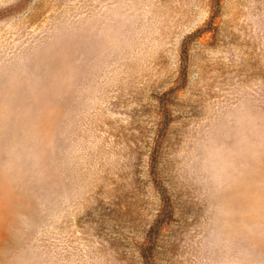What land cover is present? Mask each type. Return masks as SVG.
I'll list each match as a JSON object with an SVG mask.
<instances>
[{"label":"rangeland","instance_id":"374dc122","mask_svg":"<svg viewBox=\"0 0 264 264\" xmlns=\"http://www.w3.org/2000/svg\"><path fill=\"white\" fill-rule=\"evenodd\" d=\"M146 259L264 264V0H0V264Z\"/></svg>","mask_w":264,"mask_h":264},{"label":"trees","instance_id":"16d2710c","mask_svg":"<svg viewBox=\"0 0 264 264\" xmlns=\"http://www.w3.org/2000/svg\"><path fill=\"white\" fill-rule=\"evenodd\" d=\"M183 59L185 60V54L183 56ZM155 184H156V188H157L158 192L160 193L161 197L164 198L165 197V189L161 185V183L159 182V180L157 178H155ZM146 264H151V263L146 259Z\"/></svg>","mask_w":264,"mask_h":264}]
</instances>
